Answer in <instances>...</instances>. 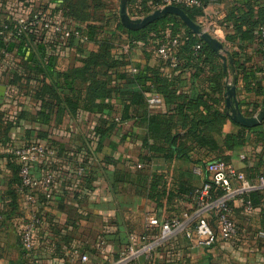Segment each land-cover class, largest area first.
Here are the masks:
<instances>
[{
  "label": "crops",
  "instance_id": "crops-1",
  "mask_svg": "<svg viewBox=\"0 0 264 264\" xmlns=\"http://www.w3.org/2000/svg\"><path fill=\"white\" fill-rule=\"evenodd\" d=\"M66 2L0 0V31L4 23L33 14L52 23H62L70 31L83 28L87 21L74 20L67 12ZM143 2L151 5L152 10L157 8L152 0H129L128 14L142 17L131 15L129 9ZM202 2L193 21L227 50V54L222 53L225 84L235 82L240 111L254 115L262 107L264 96L257 91L259 85H264V57L258 46L256 25L264 13V0ZM88 4L89 23L98 28L97 38H107L109 62L113 58L117 63L114 67L94 68L97 72L105 71L107 77L98 75L95 79L103 82V87L110 92L99 94L103 96H96L92 103L84 101L90 81L82 76L74 77L73 85L80 96L79 108L74 113L62 106L57 112L44 110L48 118L39 119L42 102L35 88L43 78L57 85L60 95H68L72 82L64 75L81 68L84 60L97 52L99 43L84 35L65 37L60 32L37 27L26 36L29 50L23 51L16 39L0 32V85L4 86L0 96V264H29L18 238V227L27 216V203L21 193L12 196L18 172L11 150L21 140L52 145L58 156L54 193L49 201L38 206L43 221L38 231V264H105L116 257L129 235H134L136 243L139 242L146 233L148 217L163 221L191 209L194 197L190 190L209 178L205 163L215 154L189 140L180 141L182 147L188 148L185 156L146 158L149 155L144 146L147 128L142 116L144 112H167L170 106L163 101L145 102L143 106L131 104L127 109L130 118L121 119L126 103L121 94L141 91L142 86L133 80L140 70H159L174 78L178 89L189 96L200 89L199 78L187 66L174 71L169 61L157 54L159 44L155 41L130 45L125 29H118L116 25L119 0H88ZM232 14L242 19L235 20ZM245 32L250 36L242 37ZM177 36L181 41L183 30ZM46 64L50 69L42 72L40 68ZM152 95L145 93V97ZM219 110L224 114L223 119L213 123L206 134L221 146L225 135L241 132L242 145L225 151L230 156L229 163L252 175L264 174V140L259 135L264 131V118L252 127L232 121L225 113L223 95ZM31 169L36 176L43 171L37 161ZM152 187L155 197L150 195ZM230 207L238 229L234 242L221 240L217 229L218 238L209 247L197 246L193 239L181 235L157 248L148 260L140 258L135 264H264L262 207L255 205L246 213L239 198L233 199ZM73 250L86 254L87 259L73 257Z\"/></svg>",
  "mask_w": 264,
  "mask_h": 264
},
{
  "label": "trees",
  "instance_id": "trees-1",
  "mask_svg": "<svg viewBox=\"0 0 264 264\" xmlns=\"http://www.w3.org/2000/svg\"><path fill=\"white\" fill-rule=\"evenodd\" d=\"M158 4V0H152V5H154V7H158ZM89 6L88 0H67L66 2L67 12L74 20L87 21L83 28H76V31L81 35L86 36L89 40L98 42L99 48L97 52L90 54L84 60V64L81 68L73 70L72 74L68 73L64 75L67 78L69 77L71 79L70 82H72V85L68 86L70 89L68 95H60L57 91V85L54 86L53 84L44 81L43 78L40 79V83L35 88V94L41 98L42 111L37 117L43 121L48 118V115L44 112L46 109L51 112L55 109L57 112L63 106L66 107L70 113H74L79 108L80 96H78V89H75L73 85L74 77L76 76H82L90 81V84L85 89L86 95H84V89H81L85 103H92V99L96 96H103L99 94H102L104 91L110 92L103 87V82H98V80L95 79L98 75L99 77H107V74L105 71L97 72L94 68L98 65H105V67L108 68L114 67L117 60L112 58V61L109 62L110 44L108 43L107 38H97L98 28L95 24L89 23L90 15L86 11ZM179 6L192 20H194V15L199 13L197 10L199 8L197 7ZM152 9L151 5L146 6L143 2L133 10L129 9V13L134 16H145ZM230 16L235 20L242 19V16H235L233 14ZM115 17L117 18V13H115ZM263 22L264 13L257 21L256 25L259 27ZM116 25L118 29H125L130 45H134L138 42L145 43L149 40L160 44L168 37L178 38L177 33L183 30V38L179 41L176 50V59L178 63L174 66V71L181 70L185 66L190 67L193 71V76L199 78L198 80L201 84L200 89L192 96H189L178 89L173 81L174 78L171 79L163 75L159 70L146 68L145 70H140L133 76V80L138 82L142 86V89L139 92L124 95L121 94V96L125 97L126 101L122 110L121 119L125 120L130 118L127 109L131 104L143 106L145 102H148L149 96L145 97L146 92H151L153 95H157L160 98V101H163L166 105L170 106V109L165 113H143L142 117L147 128V139L144 141V146L149 154L146 158L150 159L152 155H161L164 158L185 156L187 155L188 148L182 147L180 141L189 140L195 143L198 147H202L215 154L214 158L209 161L219 160L229 163L230 156L226 155L225 151L242 145L244 141L243 134L240 132L237 135H225L221 146L218 145L215 139L206 134L207 129L210 128L213 123H220L224 117V114L219 109L223 95L222 93H224L226 70L223 68L220 56L205 44L201 38L194 35L193 32L185 26L181 19L174 14H166L140 29H126L119 21ZM248 36H250L248 32L242 34V37ZM11 37L16 39V41L22 45L19 47L20 50H29L26 48L28 47L27 43H25L26 36L13 34ZM197 44H199V48L195 49ZM15 45L18 47V44ZM6 49L8 50V48ZM166 61L168 62V60ZM44 67L45 68H40L42 72L50 69L49 64H46ZM243 80L244 87L247 90L248 84L245 77H243ZM100 87L102 88V91H96L100 89ZM257 91L264 95V85H259ZM44 96L46 98H44ZM260 105L264 106V96ZM104 107L108 108V105L105 104ZM241 128L246 129L245 127ZM103 132L104 130L102 133ZM259 135L264 140V131H260ZM45 145L54 148L52 145ZM54 150L57 153L55 148ZM15 166L17 168L16 164ZM243 173L246 178L252 182L255 181L258 176L262 175L254 173V175H252L246 170ZM207 181L208 180H205V182ZM15 182V189L12 192L13 197L16 196V192L19 193V177ZM195 189L196 188H192L190 190L192 196ZM211 193L213 197H218L221 196L222 191L211 183ZM150 195L152 197L156 196L155 191L153 192V187L150 189ZM241 198L249 199L252 207L255 205L261 206L264 213L263 189L249 191L246 194H242ZM47 201L49 200L44 199L43 197L40 198V203L42 205ZM209 222L212 225V228L216 231L217 227L213 222V218H211ZM159 247L160 246L157 248Z\"/></svg>",
  "mask_w": 264,
  "mask_h": 264
},
{
  "label": "built area",
  "instance_id": "built-area-1",
  "mask_svg": "<svg viewBox=\"0 0 264 264\" xmlns=\"http://www.w3.org/2000/svg\"><path fill=\"white\" fill-rule=\"evenodd\" d=\"M167 4L201 7L203 2L202 0H160L158 7ZM37 27L60 32L65 37L72 34L77 37L81 35L76 30L64 29L62 23H52L48 18L38 14L18 17L13 23L6 22L0 32H7L10 36L13 34L27 36L30 30ZM257 32L258 46L264 57V22L258 27ZM178 45L177 37H168L157 46L156 52L174 67L178 63L176 59ZM197 48L199 44L195 46V49ZM159 102L160 98L157 95L148 98L149 104ZM11 156L17 165L20 179L19 193L27 203V216L18 227V238L29 264H38V231L43 224L38 206L41 204L40 198L50 200L54 193L56 171L59 166L58 156L54 148L25 139L12 148ZM36 161L43 167L39 176L34 175L31 169ZM205 171L209 174V182H204L194 190V204L190 210H183L179 215L163 221L148 217L146 233L140 237L139 242L136 243L134 235H129L128 242L120 248L116 257L105 264H135L140 258L148 260L158 246L181 235L193 239L195 244L201 247L212 246L218 236L223 241L234 242L238 229L231 217L229 202L235 198L241 199L245 212L250 213L253 209L250 200L242 199L241 196L252 190H264V174L252 182L232 164L219 160L206 163ZM211 183L221 189V196H212ZM211 218L217 227L218 236L209 222ZM71 253L81 261L87 259L86 254L77 250Z\"/></svg>",
  "mask_w": 264,
  "mask_h": 264
},
{
  "label": "water",
  "instance_id": "water-1",
  "mask_svg": "<svg viewBox=\"0 0 264 264\" xmlns=\"http://www.w3.org/2000/svg\"><path fill=\"white\" fill-rule=\"evenodd\" d=\"M129 0H119L118 18L119 22L126 29H140L155 19H158L166 14H174L181 19L195 35L201 38L216 54L220 56L225 68V58L222 53L227 54V50L223 48L222 43L205 31L198 23L194 22L186 12L178 5L167 4L162 7H157L145 16L131 17L127 12ZM230 58V55H229ZM235 82L226 83L224 85V110L229 118L245 127L258 125L264 118V106H262L254 115L243 114L238 106L235 92ZM4 86L0 85V96L3 95Z\"/></svg>",
  "mask_w": 264,
  "mask_h": 264
}]
</instances>
